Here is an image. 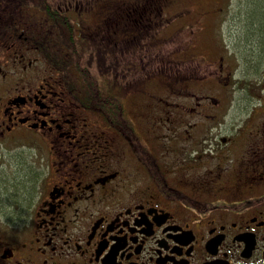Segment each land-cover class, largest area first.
Instances as JSON below:
<instances>
[{"label":"flooded vegetation","instance_id":"flooded-vegetation-1","mask_svg":"<svg viewBox=\"0 0 264 264\" xmlns=\"http://www.w3.org/2000/svg\"><path fill=\"white\" fill-rule=\"evenodd\" d=\"M131 3L99 4L83 26L113 43L122 28L117 41L123 43L131 35L126 28H156L167 5ZM52 4L62 18L72 12L64 0ZM30 8L0 34V264H264V57L257 63L254 56L264 55V34L253 31L249 77L239 70L244 61L233 67L222 55L206 61L201 52L162 66L156 53L153 71L167 68L181 77L170 100L153 86L117 85L123 102L111 118L79 102L78 85L73 89L48 54L54 47L66 54L46 30L50 11ZM231 28L238 37L239 25L224 30ZM142 44L120 55L139 66L149 47L160 51L156 43ZM228 70H236L235 81ZM214 78L226 85L224 95L239 93L236 111L224 110ZM151 115L159 116L152 128L178 131L161 132L171 144L165 152L160 147L166 160L157 153L159 137L140 126ZM214 130L220 133L209 139ZM156 167L164 177L157 178ZM201 170L207 180L194 176ZM13 181L26 190L18 204L3 187Z\"/></svg>","mask_w":264,"mask_h":264},{"label":"trees","instance_id":"trees-1","mask_svg":"<svg viewBox=\"0 0 264 264\" xmlns=\"http://www.w3.org/2000/svg\"><path fill=\"white\" fill-rule=\"evenodd\" d=\"M52 1L5 0L4 5L0 7V34H3L11 26H17L23 19L21 14L32 9L30 7L44 6L50 11L49 16L51 20L46 30L58 37L66 51V54L62 53V51L59 53V51H55L56 48L54 47L48 51L49 57L55 62L60 61L62 68L65 69L66 76L73 83V89H76L75 85H78L79 102L109 113L111 118L120 115V110L117 109V106L123 102L120 86L117 85L124 86V90L126 91L141 90L144 85H146V89H150L153 86L155 87V95L161 96L167 101L170 100V96L173 95L171 93L172 86L177 85L175 81L180 80L181 77H175L178 73L171 72L167 68L153 71L156 65L153 64L155 61L152 59V56L156 53L158 62L161 61L162 66H169L175 63V61L181 63L188 56L196 58L200 56L198 53L201 52L205 56L200 57H203L206 61H214L219 55H222L225 57V61L233 67L238 66V62L244 61L243 69L239 68V70L243 72L244 76L249 77L254 71L253 63H255V59L251 60L249 47L253 43L256 44V40L253 39L254 32L264 30V8H262V11H257L255 8L250 12L249 16L246 14L247 16L245 17L246 20H249L248 17L251 15L258 21L262 19L260 22L261 28L258 30L257 28L252 29V24L255 21H251L249 24L251 33L248 31V33L244 34L242 30L241 33H237L238 37H236L234 28L226 31L224 28L226 26L235 27L237 24L236 19L242 20L243 18L238 15L239 12L244 11L246 13L248 7L246 9L243 8L244 10L239 9V11L237 10L231 15L223 16L222 14L226 11L225 6L227 5L219 3L214 5H196L195 0H156L158 4L163 6L167 2L173 1L170 6L167 3L163 7L161 14L163 17L158 18V22H160L158 26L152 29L149 24H146V27L140 25L139 29L137 27H125L127 33L131 32V35L123 43L118 42L117 39L124 31L122 28L116 29L113 39L115 43L122 44L121 46H117L108 37H102L101 34H97L100 29H85L82 19H91L90 16L93 9L99 4L118 6L123 5L125 2H132L131 5H133V2L139 3L141 0H64L66 6L72 7V12H68L63 18L60 16L58 9H54ZM248 2L249 0H245L244 4H248ZM258 9L261 10V8ZM149 15H153V13ZM14 18H18V23L13 20ZM143 20H147V18ZM111 24L114 23L112 22ZM119 25L120 23H115L114 28ZM224 25L225 27H223ZM247 25L248 23L242 27L245 28ZM105 26L108 27L109 24ZM81 30L83 34L80 35ZM138 31H141L140 35L133 34ZM140 42H143V44L146 42V46L156 43L161 52L157 51V48L149 47L148 49L150 50L146 51L148 61L142 63L143 65L135 66L132 63H128L127 59L120 54L124 55L123 48L128 51L137 50ZM261 52L254 55L258 57L257 63H261V59L264 57L263 52ZM228 71H230L231 80H234L236 70ZM260 72L262 74L263 70L259 69L253 74ZM214 79L217 80V78ZM108 80H111L112 85H115L111 87L110 91H107V88L104 87L108 83ZM151 80L154 81L150 82ZM156 80L161 81V84L157 85V82L155 83ZM217 83L221 86H218L221 90L219 95H224L226 85L220 83L218 80ZM230 93V95H224L223 98V107L226 112L238 109L234 103L239 101V93L237 92L236 96L232 90H230ZM149 96L150 94L145 95L146 98ZM231 96H233L232 103L230 102ZM162 104H164L163 101ZM125 111L127 112L126 116L128 115L130 119L129 110L125 109ZM155 175L157 178L164 177V174L158 167H156ZM24 191L26 190L23 189L22 192ZM17 196L13 197V195H10V203L18 204L21 195L17 194Z\"/></svg>","mask_w":264,"mask_h":264},{"label":"rangeland","instance_id":"rangeland-1","mask_svg":"<svg viewBox=\"0 0 264 264\" xmlns=\"http://www.w3.org/2000/svg\"><path fill=\"white\" fill-rule=\"evenodd\" d=\"M247 2V1H246ZM216 3H219L221 5H227L225 6L226 7V11L222 14L223 16H226V15H231L233 14L234 12H236L237 10L239 11V9L241 10H244L248 7L247 9V12L245 13L244 11L243 12H239V16H242V20H238L236 19V23L239 25V28H237V31L238 32H242V30L244 31V34L245 33H248V31L251 33V29H250V26L249 24L251 23V21H255V26H257L259 29L261 28V21H258L256 20L252 15L249 18V20H246L245 17L249 14L250 12H252V10H254L255 8L257 9V11H262V8H264V0H249L248 4H244L245 3V0H195V4L196 5H214ZM246 6V7H245ZM244 8V9H243ZM258 8H261V10H259ZM243 13V15H242ZM247 14V15H246ZM260 18V17H259ZM258 19V18H257ZM246 23H248L247 26H245V28L243 27H240V26H243L245 25ZM264 24V23H263ZM242 28V29H241ZM264 29V28H263ZM264 34V30L260 31V38L261 36ZM258 36V35H257ZM255 36V37H257ZM250 45V44H249ZM163 82V81H162ZM157 85H160L161 84V81H157L156 83ZM196 91V90H195ZM173 101H176L175 99ZM172 101V102H173ZM236 106V105H235ZM167 111H174L173 108H168L166 109ZM180 110V109H179ZM186 111V110H185ZM234 111V110H232ZM164 116H165V113L163 112ZM166 117V116H165ZM151 118L152 120H142V122L140 123V126L141 127H144V128H149L152 130V133L156 134L159 139L157 140V142L155 143L156 144V147H157V153L162 157L163 160H166L165 157H163L162 155V152H161V148L165 151H168L171 149V144L170 142L168 141V139L166 138H162L161 137V132H163L165 135H173L174 132L178 133L177 130L175 129H170V128H167L166 127V124H163L162 128L160 127H156L155 129L152 128V125H153V121H154V118H157L159 120V116H156V115H151ZM198 118H193L192 119V123H195V121L197 120ZM186 121H188V119L186 118ZM28 133V132H27ZM214 133H220L219 130H214L213 133L209 136V139L214 135ZM149 134V133H148ZM204 139V141H207L205 137H202ZM217 137H213V140H215ZM161 147V148H160ZM195 177L197 178H200L201 180H207V175L205 174V171L204 170H201V171H197L195 174H194ZM31 183V176L29 177H26V180L24 181V187H28ZM5 183H3V187H8V189L10 190V195L13 197L16 196L18 197L17 195L15 194H20L22 193V187H23V184L21 182H16V181H13L11 182V185H5ZM12 199V197H11Z\"/></svg>","mask_w":264,"mask_h":264},{"label":"water","instance_id":"water-1","mask_svg":"<svg viewBox=\"0 0 264 264\" xmlns=\"http://www.w3.org/2000/svg\"><path fill=\"white\" fill-rule=\"evenodd\" d=\"M203 264H227L225 262H220V261H208V262H205Z\"/></svg>","mask_w":264,"mask_h":264}]
</instances>
